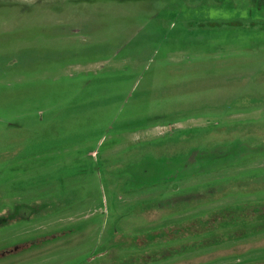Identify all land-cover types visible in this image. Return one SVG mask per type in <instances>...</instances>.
<instances>
[{
    "label": "rangeland",
    "instance_id": "374dc122",
    "mask_svg": "<svg viewBox=\"0 0 264 264\" xmlns=\"http://www.w3.org/2000/svg\"><path fill=\"white\" fill-rule=\"evenodd\" d=\"M0 264H264V0H0Z\"/></svg>",
    "mask_w": 264,
    "mask_h": 264
},
{
    "label": "flooded vegetation",
    "instance_id": "af4514ba",
    "mask_svg": "<svg viewBox=\"0 0 264 264\" xmlns=\"http://www.w3.org/2000/svg\"><path fill=\"white\" fill-rule=\"evenodd\" d=\"M34 210L33 207H30V210H26L24 211V215L23 216H26V215H31L32 214V211ZM19 214L20 215V208H17L16 209V212H15V215Z\"/></svg>",
    "mask_w": 264,
    "mask_h": 264
},
{
    "label": "trees",
    "instance_id": "16d2710c",
    "mask_svg": "<svg viewBox=\"0 0 264 264\" xmlns=\"http://www.w3.org/2000/svg\"><path fill=\"white\" fill-rule=\"evenodd\" d=\"M202 160H204V159L203 158H200V160L198 162H200L201 164H204L205 162H202ZM189 162L190 163H198V162H195V161H191V159H190Z\"/></svg>",
    "mask_w": 264,
    "mask_h": 264
}]
</instances>
